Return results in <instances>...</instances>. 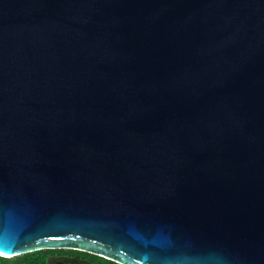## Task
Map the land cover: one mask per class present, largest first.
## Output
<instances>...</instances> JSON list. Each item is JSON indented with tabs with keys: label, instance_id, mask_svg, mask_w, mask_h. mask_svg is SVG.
Here are the masks:
<instances>
[{
	"label": "water",
	"instance_id": "water-1",
	"mask_svg": "<svg viewBox=\"0 0 264 264\" xmlns=\"http://www.w3.org/2000/svg\"><path fill=\"white\" fill-rule=\"evenodd\" d=\"M264 264V0H0V256Z\"/></svg>",
	"mask_w": 264,
	"mask_h": 264
},
{
	"label": "trees",
	"instance_id": "trees-1",
	"mask_svg": "<svg viewBox=\"0 0 264 264\" xmlns=\"http://www.w3.org/2000/svg\"><path fill=\"white\" fill-rule=\"evenodd\" d=\"M65 253L77 254L89 259L94 264H118L103 257L74 250H43L15 258H4L0 256V264H48L51 257Z\"/></svg>",
	"mask_w": 264,
	"mask_h": 264
},
{
	"label": "flooded vegetation",
	"instance_id": "flooded-vegetation-1",
	"mask_svg": "<svg viewBox=\"0 0 264 264\" xmlns=\"http://www.w3.org/2000/svg\"><path fill=\"white\" fill-rule=\"evenodd\" d=\"M75 251V250H74ZM48 264H94L89 259L77 254H59L49 259Z\"/></svg>",
	"mask_w": 264,
	"mask_h": 264
}]
</instances>
